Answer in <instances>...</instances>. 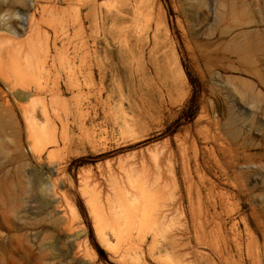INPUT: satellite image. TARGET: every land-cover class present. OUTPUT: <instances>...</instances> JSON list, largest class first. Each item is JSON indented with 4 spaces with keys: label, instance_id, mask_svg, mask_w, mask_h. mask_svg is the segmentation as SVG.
<instances>
[{
    "label": "rangeland",
    "instance_id": "1",
    "mask_svg": "<svg viewBox=\"0 0 264 264\" xmlns=\"http://www.w3.org/2000/svg\"><path fill=\"white\" fill-rule=\"evenodd\" d=\"M98 1L102 6L96 17L106 15L109 9L114 12L120 4L118 0ZM90 3L0 0V16L8 14L9 24L22 34L14 38L0 26V39H7V51L0 54L1 71L12 79L19 73L26 75L31 96L20 102L0 78V264H84L75 254L76 245L86 252L83 236L79 230L72 234L64 230L54 190L65 194V199L76 206L94 249L89 239L92 228L95 243L105 253L103 258L95 249V255L87 251L94 264H264V0H150L149 4L142 3L141 10L129 6L124 25L135 33L131 39L133 52L123 62L115 57L117 69L103 82L92 52L94 40L100 51L104 48L102 32L94 29L93 17L84 20L85 34L91 38L76 32L79 18L82 20L90 10ZM29 14L33 26L24 34L22 19ZM72 29L75 36L71 35ZM53 30L58 36L57 47L43 63L41 48L47 38L53 39ZM29 35L37 39L33 41ZM82 38L89 43L87 61L94 72L90 80L81 63ZM112 45L115 50L123 45L116 33ZM29 48L44 67L38 64L36 69L34 63L32 68L24 69V52ZM52 75L58 76L54 84ZM38 79L48 82L47 88L45 84L42 87L45 90L35 91ZM54 90H60L61 99L68 98L64 103H69L65 106H70L69 110L81 106L85 129L80 131L79 123L70 119V135L74 133L70 147L61 146L48 167L47 160L38 162L30 151L21 106L35 104L40 108ZM73 94L79 95L73 99ZM60 113L63 115L62 110ZM183 142L186 153L199 158V175L193 170V184L189 181L192 187L188 183L187 187L178 163L175 179L181 194L170 193L162 203L165 205H159L166 216L160 220L157 240L160 244V234L167 238L178 235L184 252L181 260L170 251L150 252L148 248L155 246L151 237L149 245L138 241L129 250L114 243L102 244L93 229L96 218L76 188L79 176H123L127 170L167 151H174L179 160L177 147ZM79 158H86L87 163L79 165ZM130 174L132 181L134 177L136 180L137 175ZM187 188L190 194L184 190ZM199 191L204 209L209 211L206 221L196 195ZM175 194L183 197L182 207L176 204Z\"/></svg>",
    "mask_w": 264,
    "mask_h": 264
},
{
    "label": "bare ground",
    "instance_id": "2",
    "mask_svg": "<svg viewBox=\"0 0 264 264\" xmlns=\"http://www.w3.org/2000/svg\"><path fill=\"white\" fill-rule=\"evenodd\" d=\"M81 1L82 0H80V2ZM90 1H91L90 10L89 11L87 10L88 12L86 14H84L82 20L79 18V25H78L79 28L76 30L77 27H75V30H76V32L79 30L78 31L79 33L82 32V33H84V35H86L85 34V30L86 29L84 28V25H85L84 24V20L85 19H89L90 17H93L92 19H93L94 29L96 27L97 29H100V32H102V36H103V40H104V44H105L104 48H102V50L100 51L99 48H98V41L94 40L93 41V48H92L93 50H92V52H93V55H94L93 56L94 57L93 60H95L94 61L95 62L94 66L98 69L100 77H101V82H103V80L105 79V77L108 74H111V75L114 74V71L117 69V67H116V65L114 63L115 57H117L120 61L123 62V61H126L129 58L130 53L133 52V50L131 48V45H132L131 44V39L135 36V33L131 32L130 27L124 25L125 21L128 18V15H129L128 7L129 6H134L133 8L135 10L136 9L139 10L141 5H143L142 3H144V2H147V3L149 2L150 3V0H118L120 4H119L117 10H115V8H114L115 11L112 12V10H110L108 8L109 10H108L107 14L106 15H101L100 17H96V11H97V9L99 7L101 8V6H102L101 3H99L98 0H90ZM87 2H88V0H87ZM122 3H124V4H122ZM85 4L83 3V5H85ZM83 5L81 3V6H83ZM77 11L78 10H76V12ZM78 13H80V12H78ZM78 13H75V14H78ZM133 15H134V13H133ZM136 16L138 18L139 15H136ZM77 17H79V14H78ZM54 19H55V17H54ZM75 19H76V21H75ZM75 19H74V21L78 22L76 17H75ZM109 19L112 20L111 23H108ZM9 20H10V17L8 16V14H2L0 16V26H3L5 28V30H7L8 33L11 34L14 38H19L22 34H20V32L18 30H16V28L13 25L9 24ZM32 20L34 21L32 16H30V14L26 15L22 19V27H23V30H25V32H23L24 34L25 33L27 34V32H29V30L33 26L32 25L33 24ZM74 21L72 22V25H73ZM90 21H91V19H90ZM70 23H71V21H70ZM53 24H54V22H53ZM55 24H56V22H55ZM50 28H52V27H50ZM62 28H64V27L62 26L61 30H62ZM87 28L90 29V27H87ZM75 30H73V32H72L73 34L71 33L72 36L74 35V33L76 35ZM63 31H65V30H63ZM92 32L94 33L95 31H92ZM82 33H80L79 36ZM96 33L98 34L97 30H96ZM115 33L120 39H122V42H123V45L118 50H115L113 45H112V41H113V38L115 36ZM89 34H91V33H89ZM34 35H36V34H34ZM29 36H30L31 40L33 39V41H34V39H35L34 37L35 36L33 38L31 37V35H29ZM86 36H88V35H86ZM42 37H44V36H42ZM60 37H62V36H60ZM70 37H69L70 40H68V41H71V38L73 39V37H71V38ZM77 37L78 36H76V38ZM88 37H90V36H88ZM136 37H139V36H136ZM92 38H93V36H92ZM5 40H7V39H5ZM5 40H1L0 39V54H2L4 52L6 53V51H7L6 50V44L4 42ZM38 40L40 41V39H38ZM33 41H31V42H33ZM39 41H37L36 44H38ZM63 41H65V40H63ZM27 42L29 43L30 41H27ZM57 42H58V36H57L56 32L54 34L53 39L52 38L51 39H49V38L46 39V43H44L45 45L43 44L44 47L41 48V50L43 49V51H44V61L42 60L43 63L50 59L49 57L51 55L52 49L56 50ZM61 42H62V40H61ZM28 43H27V45H28ZM73 43H75V42H73ZM8 44H9V42H8ZM88 44L89 43H88L87 39H83L82 38L80 40V49H81V51H83L82 52L83 53L82 54V59H81L82 67H83L84 73L86 75V78H89V80H90V78H92L94 72L91 71V64H90L91 62L89 61L90 62L89 63L87 61V56L89 57V55H88L89 54V50H88L89 46H88ZM9 45H11V44H9ZM63 45H61V47ZM68 45H66V47H68ZM77 47H78V45H77ZM73 48L74 47L72 46V49ZM30 49L31 48L27 49L26 51L24 50L25 54L24 53L23 54L25 55V62H26L25 64L26 65H25V68L24 67L23 68L26 69L27 67H31L35 63L33 67L38 69L35 65L38 66V64H40L42 66V62L39 63V60H37V59L35 60V58H36L34 56L35 54L33 55V53L31 52ZM15 50H16V48H15ZM60 50H61V48H60ZM60 50L58 49V51H60ZM76 50H78V49H76ZM72 51H74V49ZM55 52H57V51H55ZM62 52L63 51H61V53ZM64 53H65V51H64ZM67 53H68V51H67ZM54 54H56V53H54ZM60 54H59V57H60ZM14 55H15V53H14ZM73 55H75V53H73ZM55 56H57V55H55ZM19 57H21V56H19ZM22 57H23V55H22ZM75 57H76V55H75ZM47 58H49V59L47 60ZM17 59L20 60V58H18V56L16 57V60ZM134 59H135V57H134ZM66 60H67V57H66ZM13 62H12V65H13ZM68 62H69V59L67 61V65H68ZM40 65H39V69L44 67V66L40 67ZM19 66H20V64H19ZM131 66H132V64H131ZM31 68H29V69H31ZM68 68H69V66H68ZM139 68H140V66H139ZM1 69L2 68H1V63H0V78L6 83V85H7L6 87L11 89L15 93V96L17 97V99H19L20 102L21 101L23 102L24 100H28V99L30 100V98H29V96H30L29 95V85H28V83H26L27 76L26 75H21L19 73L12 79L9 75H5L1 71ZM20 69H18V71H20ZM85 69H88V71L87 70L85 71ZM48 70L50 71V69H48ZM77 70H78V68H77ZM134 70H135V68H134ZM21 71H23V70H21ZM65 71H66V68H65ZM10 72H12V71H10ZM23 72L25 73L26 71L24 70ZM67 72L69 73V71H67ZM15 73H17V72L15 71ZM63 73H64V70H63ZM76 73H77V71H76ZM38 74H40V73H38ZM56 74H57V72H56ZM56 74H55V76H56ZM57 75H59V73ZM71 76L73 78L72 73H71ZM71 76H69V77L67 76L65 78L66 79L68 78L67 80L69 81V80H71L70 79ZM35 77H36V75H35ZM32 78H33V75H32ZM48 78H49V76L47 77V81H48ZM54 78L55 77L52 75V84H54L53 81H56V80H54ZM74 78H75V76H74ZM66 79H64V80H66ZM74 80H76V78ZM29 81H31V80H29ZM47 81L44 79L43 82H41L38 79V82L35 84V87H36L35 91H40L42 89V87H44L45 85H46V88H47L48 87L47 86V83H48ZM64 83H65V81H64ZM69 83H71V82H69ZM72 83H73V81H72ZM31 84H33V83H31ZM58 84H57V86H58ZM75 84H72V86L75 85ZM78 85H79V83H78ZM55 86H56V84H55ZM70 87H71V85H70ZM75 87L76 86H74V88ZM77 87L75 89H77ZM46 88H43V89L45 90ZM55 91L56 90H54V92ZM57 91L59 93L58 92H55L53 94L51 93L52 95H51V97H49L50 99L48 98L49 100L44 101V103L42 102V105L40 104L41 106H39L40 108H38V107L36 108L35 104H34V106L30 105V107H28L29 104H28V106H24L23 105L25 108H23L21 106L22 110L24 109L23 110L24 114L22 116H23V119H24L23 122L25 123L24 125L26 127V136H27V140H28V143H29L30 151L34 155V157L36 158V160L38 162L42 163L44 160H47L46 162H47V166L48 167L51 166V164H52L51 159L55 156V153L57 151L59 152V149L61 148V146L63 147L62 149H64V148L68 147L71 144V142L73 140V137H74V133L73 132L71 133V135L73 134V137H72L70 135V129H71L70 128V124H72L73 122L74 123H79L80 131H84V129H85L83 120L81 118L83 116L82 115L83 112L80 109L81 106H79L80 107L79 110H77L78 107L76 109L74 108L75 110H73V111L69 110L68 108L70 106L68 107V105H67V107H65L66 104L68 103V102L66 104L64 103L66 98L65 99L64 98L61 99L60 90H57ZM77 92L78 93H82V92H79V90ZM78 95H75V96L78 97ZM108 95L109 94H107V97H108ZM75 96L73 94V96H72L73 99H75L74 98ZM97 96H98V94H97ZM72 97H71V99H72ZM39 98H40V96H39ZM41 99H43V98H41ZM76 104L78 105V103H76ZM76 104H75V106H77ZM58 105H62V106H58ZM61 110L63 112V115L60 113ZM70 119H72V123H70L71 122ZM185 143L181 144L183 146H181V147L179 146V148L177 147L178 154H179L178 157L180 158L179 160H177V154L174 151H167L168 153L167 152L165 153L163 151L165 154H160V155H157V156H155L153 158L149 157L150 159L148 158L149 161H147V163H145V162L143 163L142 162L141 165H136L133 168V170H130V171H128V170L126 171L125 170L126 172H125V174L123 176H121V175L119 176V174L116 175V176L110 175L106 179H103V178L101 179L99 177L92 176V175L91 176H86L84 174H83L84 176H79L76 188L85 197V200H86L87 204H89L90 213L92 214V216H94V218H96V220H94L93 229H94L95 234L98 236V239L100 240V242L102 244H108L109 245L111 243H114V245L116 247H118V248L122 247L125 250H129L130 248L135 246L138 243V241L139 242L141 241L142 244H145V243L148 244V241H149L148 239H149V237H151V241L154 242L155 246L154 245H152L150 247L148 246L149 247L148 249H149L150 252L156 251V252L160 253L161 251H164V252L165 251H170V252L176 254V257H177L178 260H181V255L184 252H182L183 248L180 247L182 242L180 243V242L177 241L176 237L178 235L177 236H175V235H173V236L172 235L171 236L167 235L168 236V238H167L166 235L164 236L163 234H160L161 237H162V240H161L160 244H159V242H157V240H159L158 239V235H159V224H161L160 220L163 217L166 216L165 213H164V210L163 209L161 210L159 208V205H162V203H164L166 201V199H167V197L169 196L170 193H178V191L180 193L178 182L175 179V170H176V167H177L178 163H179V166H181V171H182L181 173H183L182 181H184L183 183H185V185L187 183L189 184V181L190 182L192 181V177H193L192 173L194 171L196 173L198 172V175H199V169H200V164H199V161H198L199 158L194 153H193L194 156L192 157V155H190L191 156L190 157L188 155V153H189L188 150H187L188 153H186V150L184 149V145H186ZM219 143H221V141ZM186 149H187V147H186ZM44 156H45V159L43 158ZM147 166H148V168H147ZM130 173H135L137 175L136 176V180H135V177H134V180L132 181ZM51 174L53 175V170H50V175ZM50 175L47 176L48 179H50ZM199 178H200V176H199ZM53 179H52V184L54 185V183L56 181L53 182ZM200 179H199V181H200ZM202 179H201V181L203 182ZM194 181H195V179H194ZM192 184H193V181H192ZM194 184H196V183H194ZM189 185L191 186V184H189ZM56 186L57 185H55L54 187H56ZM186 186H184V188ZM191 187H189V188L191 189ZM194 187L197 188L196 185H194ZM189 188L184 189V190H187L186 193L190 192V191H188ZM196 188H195V191H196ZM198 190L199 189H197V191ZM198 193H199V195H198ZM198 193L196 192V195L199 196V198L197 197V199L199 200V204H200V207H201L200 211H201V214L203 215V218L205 219V217H207L209 211H208V208L204 209V206H203L204 205V197H202V194H201L200 191ZM180 194H178V195L175 194L176 196H178V198H177L178 203H176V204H178L180 207H182L183 206V197ZM188 194H190V193H188ZM63 195H65V194H63ZM63 195L61 193L56 192V190H54V196H53L54 203H55V207L59 211V214H60L59 216H60V219L62 220V224L64 226V230L68 234H72L74 231L79 230V233H81L82 236H83L82 237V239H83L82 242H83V246L85 248L84 250H86V252H83L81 249L78 248L79 245L78 246L76 245L75 246V248H76L75 249V251H76L75 254H76V256H78L84 262V264H94L93 258L90 257L89 254H87L88 253L87 251H91L94 255H95V251L89 244L86 228L83 227L81 225V223H80L81 216H80L76 206L71 201L66 200ZM176 196L174 198H176ZM173 201H174V199H173ZM189 201L191 202V199ZM173 203H175V202H173ZM164 205H162V206H164ZM171 206H172V204H171ZM205 221H206V219H205ZM200 227H202V224H201ZM147 229H148L147 232H149L150 234L145 233ZM172 233H173V231H172ZM140 247H142V246H140ZM185 247L187 248V246H185ZM137 248H138V246H137ZM189 251H187V256L190 255V254H188ZM186 258L187 257L185 256V259ZM188 258H189V256H188ZM187 260H190V259H187ZM187 264H189V263H187Z\"/></svg>",
    "mask_w": 264,
    "mask_h": 264
},
{
    "label": "trees",
    "instance_id": "3",
    "mask_svg": "<svg viewBox=\"0 0 264 264\" xmlns=\"http://www.w3.org/2000/svg\"><path fill=\"white\" fill-rule=\"evenodd\" d=\"M187 75H188V72H187ZM76 162L79 164V165H82V164H85L87 163V159L86 158H79L78 160H76ZM79 210H80V213L82 214V208H81V205L78 206ZM89 239H90V242L92 244V246L94 247V249L98 252V254L100 255V257H105V253L104 251L95 243L94 241V236H93V231H92V228L89 227Z\"/></svg>",
    "mask_w": 264,
    "mask_h": 264
}]
</instances>
